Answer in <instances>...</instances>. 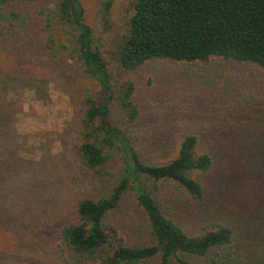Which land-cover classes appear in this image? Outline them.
<instances>
[{"label": "rangeland", "instance_id": "obj_1", "mask_svg": "<svg viewBox=\"0 0 264 264\" xmlns=\"http://www.w3.org/2000/svg\"><path fill=\"white\" fill-rule=\"evenodd\" d=\"M55 1L33 0L31 6L52 7ZM129 2L112 0L109 23L101 28L106 47L124 30ZM18 3L9 0L8 7ZM84 4L95 24L100 0ZM5 24L0 22V264H62L56 253L60 230L77 220V201L111 193L124 161L114 151L109 177L82 166L72 148L77 111L86 94L98 93L97 83L84 76L70 51L54 57L31 41L35 28L14 36ZM130 74L140 115L131 126L119 125L140 159L167 161L186 134L195 135L199 150L212 158L201 177V199L176 182L153 185L140 175L144 189L183 230L226 224L249 262L264 264V69L218 57L199 63L152 58ZM104 221L126 245L147 242V217L131 191ZM184 257L204 264L201 257Z\"/></svg>", "mask_w": 264, "mask_h": 264}, {"label": "trees", "instance_id": "obj_2", "mask_svg": "<svg viewBox=\"0 0 264 264\" xmlns=\"http://www.w3.org/2000/svg\"><path fill=\"white\" fill-rule=\"evenodd\" d=\"M32 2L19 0L10 9L9 0H0L2 25L6 22L8 30L14 28V36L23 34L24 27L35 28L31 41L54 57L70 51L84 76L98 85V93L86 94L77 111L72 148L80 163L95 176L109 177L114 151L124 161L111 193L77 201V220L60 230L56 253L61 263L169 264L175 258L177 264H191L184 257L188 254L203 258L204 264H252L233 228L220 223L194 233L183 230L140 181L145 175L153 185L161 180L176 182L201 199V177L212 158L199 150L197 137L186 134L173 157L148 164L119 123L137 122L138 90L130 72L148 59L199 63L218 57L264 69V0H130L124 30L110 48L101 28L109 23L112 0H100L95 24L87 18L84 0H56L52 7L31 6ZM129 191L147 217L144 245H126L117 228L104 221Z\"/></svg>", "mask_w": 264, "mask_h": 264}]
</instances>
